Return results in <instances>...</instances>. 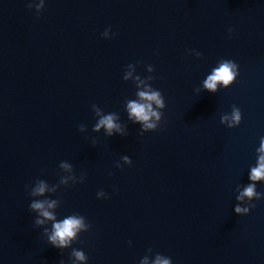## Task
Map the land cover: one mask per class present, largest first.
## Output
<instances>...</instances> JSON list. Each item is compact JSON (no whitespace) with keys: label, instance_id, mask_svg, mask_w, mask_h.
I'll return each mask as SVG.
<instances>
[{"label":"water","instance_id":"1","mask_svg":"<svg viewBox=\"0 0 264 264\" xmlns=\"http://www.w3.org/2000/svg\"><path fill=\"white\" fill-rule=\"evenodd\" d=\"M32 2L0 0V264L68 260L71 249L48 244L33 223L26 185L36 179L56 187L45 195L59 218L91 223L73 244L88 264H138L149 248L173 264H264V199L234 212L264 136V0H46L39 15ZM221 58L240 75L203 91ZM137 74L152 75L145 82L166 101L160 126L143 135L125 111ZM93 104L117 112L127 135L93 132ZM233 104L242 121L228 128L220 115ZM73 172L84 182H59ZM101 189L109 198H97Z\"/></svg>","mask_w":264,"mask_h":264},{"label":"clouds","instance_id":"2","mask_svg":"<svg viewBox=\"0 0 264 264\" xmlns=\"http://www.w3.org/2000/svg\"><path fill=\"white\" fill-rule=\"evenodd\" d=\"M46 0H39V3H28L27 7L37 9V15L40 14V10L44 9ZM233 29L228 28V32L231 33ZM106 39H111L114 33L111 30V26L106 28L101 34ZM190 54H194L197 57H201L202 53L195 49H188ZM139 63V62H137ZM133 63L126 65L123 80L133 78V71L135 70ZM149 73L154 71V67L149 64L147 65ZM240 75L239 64L229 58H221L216 64L211 67L210 71L206 74L202 80V90L216 93L221 88L230 87ZM154 77L148 76L144 79L139 74L134 77L137 82V99L128 100L125 111L127 113V119L133 124H139V133L143 135L145 132L156 130L162 121L163 110L166 108L165 97L162 92L154 88L152 84L146 83L145 80H153ZM141 86H143L141 88ZM200 93V92H198ZM92 109L95 115L98 117L96 122L92 126L93 132L103 131L104 135L111 137L113 135L126 136L128 133V126L121 122L120 116L117 112L103 113L102 109L96 105H92ZM242 121L241 109L236 105H231L230 112H224L220 115V123L228 128L238 127ZM80 132H86L87 126L80 124L78 126ZM93 139V143H95ZM256 159L255 163L250 166L248 170V183L238 185L236 190L235 199L237 203L234 205V212L238 215L249 214L251 209L256 207L254 201L264 199V192L257 190V184H264V136L259 138V144L255 149ZM123 164H131V157L128 155L122 156ZM117 167H122V164L116 163ZM59 168L66 171L72 172L74 167L69 161H61ZM85 173H81L77 176L74 172L69 176H61L60 183L68 184L69 181L72 184L83 183L85 179ZM29 188L31 189L29 192ZM28 194L33 197L28 205L31 212L35 213L34 225L42 229V237L46 239L47 243L58 249H68L71 251L68 256V260L65 261L63 258L59 264H88V255L82 248L73 247L74 242L79 240L80 234L87 232L91 229V223L82 214H68L59 218L56 212L58 206V200L53 198L52 195H45V193H54L56 187H49V184L44 179H36L34 183L26 185ZM97 198H109V194L103 189L97 193ZM40 197V198H36ZM247 206L242 207L241 202H245ZM82 243V241H81ZM132 241L129 240L128 244L131 245ZM148 254H145L139 261L138 264H173L171 256L164 255L160 252H156L152 255V249L149 248ZM150 256H154L155 259H150ZM44 264H47L45 261Z\"/></svg>","mask_w":264,"mask_h":264}]
</instances>
